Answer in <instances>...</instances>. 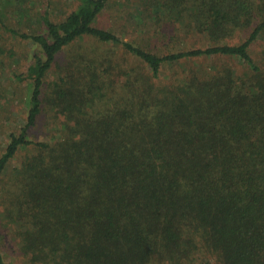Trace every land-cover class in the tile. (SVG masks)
Masks as SVG:
<instances>
[{"label": "trees", "instance_id": "16d2710c", "mask_svg": "<svg viewBox=\"0 0 264 264\" xmlns=\"http://www.w3.org/2000/svg\"><path fill=\"white\" fill-rule=\"evenodd\" d=\"M30 3L0 0V104L29 90L0 122V264H264V0H136L143 42L100 26L115 0ZM49 109L62 138L34 139Z\"/></svg>", "mask_w": 264, "mask_h": 264}, {"label": "rangeland", "instance_id": "374dc122", "mask_svg": "<svg viewBox=\"0 0 264 264\" xmlns=\"http://www.w3.org/2000/svg\"><path fill=\"white\" fill-rule=\"evenodd\" d=\"M4 1V0H3ZM79 0H30V9L31 13L30 15H33L34 20L38 19V14L43 12L46 7L49 5L51 6L50 13L53 21L59 22L61 19L65 18L70 12H72L75 9V5L77 4ZM116 4L111 7V9L106 10L105 13L100 18V26H104L106 28H114L115 31H117V34L124 40L129 41H136V42H143V40H148L147 35L150 33L153 28V23L150 21V19L146 22L144 17L142 18L140 10L137 8V4L133 3L136 0H115ZM6 4V1H5ZM133 15V16H132ZM19 20H18V19ZM14 21L17 22V24L22 23L23 25H20L21 29L23 30H31V28H34L36 26H39V24H33V23H26L25 21H22L21 18H19V15L16 14L14 16ZM58 19H60L58 21ZM13 21V22H14ZM37 28V27H36ZM193 38V37H192ZM191 45L196 44V40L191 39L190 40ZM98 46V51H103L105 48L98 45L97 43H94L93 41H83L79 44V46H75L73 50L82 52L84 50H89L95 48ZM161 46V44H160ZM18 55H16L15 61L11 58L7 59V65L4 69L5 73H7V76L10 78L13 71L17 70L19 72L24 69L26 66V61L30 55L31 52V46L28 43H17L15 45ZM121 53V52H120ZM7 58V55H5ZM68 61L67 57L63 59V62ZM220 60H213V59H207L203 60L202 62H196L192 63L193 67H196L198 69H203L204 67H207L209 70L213 69V66L219 63ZM222 63H229L230 65L234 64V61H222ZM130 66H137L136 60L132 59L129 61ZM185 66H179L175 67L174 69H171L169 67H165V72L173 74L175 69H180L179 72L183 71V68ZM188 69V68H186ZM177 70V71H178ZM187 72L189 70H186ZM178 72V73H179ZM176 74V73H175ZM166 76V77H165ZM54 78V75L52 76ZM172 77L163 75V81H168ZM25 86V85H24ZM19 91L18 95L15 98L13 97V92L9 93L10 101H4L0 104V107L4 108V105L7 107L6 115L2 120L0 119V122L3 123L2 130L8 131V129L14 126V123H24V115L27 108V99L29 95V90L21 85L18 86ZM12 89V88H11ZM11 91V90H10ZM49 109L46 116L40 120V124L33 130L32 136L34 139L37 140H45L47 138H62L61 136V129H62V122L63 117L57 116L55 114V111ZM6 118L8 120H6ZM7 138H5L4 135H0V150L3 146L7 143ZM17 161L13 162V165H16ZM11 167V168H12ZM4 252H8V250H4ZM8 258V256H7Z\"/></svg>", "mask_w": 264, "mask_h": 264}]
</instances>
